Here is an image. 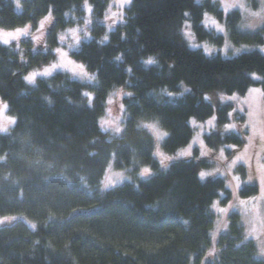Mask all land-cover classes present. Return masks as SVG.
I'll return each instance as SVG.
<instances>
[{"label":"trees","instance_id":"obj_1","mask_svg":"<svg viewBox=\"0 0 264 264\" xmlns=\"http://www.w3.org/2000/svg\"><path fill=\"white\" fill-rule=\"evenodd\" d=\"M85 1L93 9L92 38L71 55L95 75V84L56 73L28 85L24 76L52 53L26 50L28 60L20 62L13 46L0 44V99L15 118L11 131L0 135V217L23 216L33 224L0 229V264H203L213 239L211 205L229 202V190L218 175L201 179L200 170L209 164L193 158L160 169L155 139L143 126L156 124L166 132L163 152L174 154L192 138L189 121L213 114L203 95L246 93L251 73L264 78V54L253 50L225 59L188 47L185 25L197 42L222 44L202 24L205 12L223 20L211 0H131L106 42L101 20L110 0H0V29L35 28L51 13V48L58 31L83 19ZM240 21L237 11L227 15L235 38ZM242 36L264 43L259 33ZM149 58L155 62L146 63ZM119 88L130 95L122 100L123 132L112 136L100 131L99 119L109 94ZM86 92L93 95L91 103ZM223 140L243 142L235 134ZM109 166L131 172L104 191ZM142 168L151 176H136ZM256 192L246 185L241 193ZM216 249L207 264H264L237 213Z\"/></svg>","mask_w":264,"mask_h":264},{"label":"rangeland","instance_id":"obj_2","mask_svg":"<svg viewBox=\"0 0 264 264\" xmlns=\"http://www.w3.org/2000/svg\"><path fill=\"white\" fill-rule=\"evenodd\" d=\"M194 1L199 3L203 0ZM211 1L218 3L220 11L223 13V20L205 12L202 24L206 29H211L216 34L220 35L223 38L222 44L215 45L197 42L188 25H185L182 29V34L188 47L190 49H201L204 54H206L203 47L206 44L207 46L215 49L206 55H220L225 59L233 58L241 53L253 50L264 54V43L251 42L246 36H242L256 33L264 36V0H255L256 4L250 3L248 0ZM130 3L131 0L109 1V5L101 20L105 28V34L102 39L103 42H106L109 34L123 22L125 10ZM86 4L91 8V11L87 10L85 7ZM229 4L231 7H227ZM83 7L85 11L83 19L81 21H77L73 26H68L63 30L58 31L56 38L57 44L53 45L51 48L47 45V36L51 30H53L52 28L54 26V20L51 13L45 16H51V19L42 29L40 27V22L44 17L40 19L35 28L31 25L18 28H26L27 31L20 34L15 39H9L7 44L0 42V44L4 46H13L18 54L20 62H24L25 59L28 60L26 57V50H31L32 54L39 52L52 53L53 58L51 60L35 67L34 70L24 76V80L28 85H34L37 79L48 78L56 73H67L74 80H78L80 82L90 84L96 83L95 75L89 73L85 66L76 61L71 55L77 51L82 42L89 41L92 38L91 26L93 21V9L88 1L84 2ZM234 11L239 12L241 15V21L237 27L239 34L238 38H235V36L230 33L226 24L227 15ZM113 12L118 14L115 18L111 16V13ZM206 15L215 19L217 23L223 27V32L218 31L211 23H208L206 26L204 23ZM113 20L115 22H113ZM73 29L75 30V36H73L70 31ZM16 30L17 29H0V33L15 32ZM186 32L191 33V36H186ZM61 36H63V39H61ZM105 37H107V39H105ZM25 41H28L30 45L26 46L23 43ZM192 44H195L196 47H192ZM57 48L66 52L68 59L72 60L73 63L83 65L85 71L88 73V77L90 78L73 74L69 68L57 67L53 69L50 74L36 75L32 82H28L25 77L30 73L43 72L45 68H49L52 64L59 62V57L55 51ZM236 49H239V51H236ZM253 74H255L258 78L254 79ZM250 78L253 84L244 94L227 95L221 92L205 93L202 97V101L213 107L212 116L205 121L191 119L195 120L198 125H201L202 127H196L189 123V126L193 131L191 140L186 146L179 149L174 154L167 155L171 157V159L165 161L163 164L155 153L157 148H159V151L164 153L162 143L168 135H165L157 140L153 133L147 127L143 126V128H146L155 139L154 159L157 160L160 165V169L165 170L174 162L193 158L197 162L202 161L209 164V167L202 168L200 170V172L203 170L212 173L204 179L212 178L218 175L224 180L226 188L229 190V202L221 205L219 199L215 201L218 203L219 207L228 209L226 213L221 214L211 207V211L215 214V224L211 235V238L213 239L211 240V245L205 254L203 264L214 262L218 254V249H216L218 237L222 233L226 232L229 225L230 215L233 213H237L240 216V224L242 228H244L246 239L253 241L256 246L258 258L264 260V191H262V182H264V78L256 73H251ZM186 91H188V89L184 88L183 93ZM86 93L90 94L85 95L88 97L89 103H91L93 95L91 92ZM129 95L130 92L126 88L116 89L109 94L105 102L104 114L99 119V129L101 132L109 133L112 136H120L122 134L124 127L122 100L124 97ZM206 96L208 99H205ZM221 97H232V99H221ZM109 100H111V103H109ZM212 117H215V120L213 126H209L206 122ZM228 124H234L235 128L226 129L225 125ZM14 125L15 118L7 113L6 103L0 99V135L9 133ZM157 128L159 127L157 126ZM197 134H199L200 140H202L206 146L205 151H207V155H201L199 143L194 142ZM229 134H235L238 136L243 141L242 144L239 145L233 140L224 141V137ZM189 144H191V148L189 149L191 155L187 157L178 156L177 153L188 148ZM221 152L224 155L223 160L220 158ZM237 157H240L241 159L237 160ZM234 160H236V163L233 165L232 162ZM239 168H243L244 171L241 172ZM142 169H140L136 176L139 178H147L151 176L150 171L148 174L142 175ZM130 172V170L117 172L112 168V166H109L101 183V189L108 191L115 188L117 185H120L129 178ZM117 173H120L122 176L119 181L116 180ZM110 180L113 181V183H108ZM246 185L256 186L257 192L250 196L243 195L241 192ZM241 201H244V203L241 204ZM229 205H231V207H229ZM20 221H25L27 224L33 226V224L28 222L25 217L12 215L0 217V229ZM213 233H215V236H213ZM209 252H211V255H209Z\"/></svg>","mask_w":264,"mask_h":264},{"label":"snow or ice","instance_id":"obj_3","mask_svg":"<svg viewBox=\"0 0 264 264\" xmlns=\"http://www.w3.org/2000/svg\"><path fill=\"white\" fill-rule=\"evenodd\" d=\"M230 5V4H229ZM228 6V5H227ZM51 19V16H47V17H44L41 22H40V27L41 29L44 27V25ZM204 23L205 25L207 26L208 23H211L214 27H216V29L218 31H221L223 32V27H221L217 21L211 17H208L207 15L205 16V20H204ZM27 29L24 28V29H17L15 32H3V33H0V42H3L5 44L8 43L9 39H15L17 38L20 34L26 32ZM74 35L75 33V30H70ZM186 36H191V33H188L186 32L185 33ZM205 47V50H206V54H207V45L204 46ZM56 53L59 57V62L58 63H55V64H52L49 68H45L43 70V72H40V73H30L28 76L25 77V79L28 81V82H32L34 80V77L36 75H48L51 73V71L57 67H62V68H69L73 74H78V75H81L83 77H86V78H90L88 77V73L85 71L83 65H80V64H75L73 63L72 60L68 59V55L66 52L62 51L61 49L57 48L56 50ZM253 78L256 79L258 77L255 76V74H253ZM86 95H90L88 93H85ZM205 99H208V97L206 96ZM221 99H232V97H221ZM109 103H111V100H109ZM214 120H215V117H212L211 119H209L206 123L207 125L209 126H213V123H214ZM190 124H192L193 126H196V127H202L201 125H198V123L195 121V120H190L189 121ZM145 127H147L152 133L153 135L157 138V140H159L160 138H162L163 136L167 135L166 132H163L161 131L159 128H157V126L155 124H145L144 125ZM225 128L226 129H230V128H235V125L234 124H228V125H225ZM194 142H198L199 143V146H200V149H201V155H207V151H205V144L202 140H200L199 138V134H197ZM191 148V144H189L188 148L184 149L183 151H180L179 153H177L178 156L180 157H187V156H190L191 155V152H190V149ZM155 155H157L160 160H161V163L163 164L165 161L171 159V157L165 155L164 153H162L161 151H159V148H157V151L155 153ZM220 158L221 160L224 159V155L223 153L221 152L220 153ZM237 160H240L241 158L240 157H237L236 158ZM233 165L236 163V160H234L233 162ZM149 169L147 168H144L141 170V174L142 175H146L149 173ZM212 173L210 172H207V171H201L199 173V176L201 179H204L205 177L211 175ZM262 191H264V182H262ZM244 201H241V204H243ZM211 207L223 214V213H226L227 212V208H222V207H219L218 206V203L217 202H213ZM229 207H231V205H229ZM213 236H215V233H213ZM209 255H211V252H209Z\"/></svg>","mask_w":264,"mask_h":264},{"label":"clouds","instance_id":"obj_4","mask_svg":"<svg viewBox=\"0 0 264 264\" xmlns=\"http://www.w3.org/2000/svg\"><path fill=\"white\" fill-rule=\"evenodd\" d=\"M85 7L87 8V10L88 11H91V8L86 4L85 5ZM227 7H231V5H228ZM241 7H243V6H241ZM118 14L117 13H115V12H113V13H111V16L113 17V18H115L116 16H117ZM113 22H115L114 20H113ZM74 35H75V33H74ZM61 39H63V36H61ZM105 39H107V37H105ZM206 45V44H205ZM204 45V46H205ZM203 46V47H204ZM192 47H196V45L195 44H192ZM215 49L213 48V47H209V46H207V53H210V52H212V51H214ZM204 51H205V53H206V50H205V47H204ZM236 51H239V49H236ZM118 59H119V57H117ZM155 62V60L153 59V58H149V60L148 61H146V63H154ZM122 178V176H121V174L120 173H117L116 174V180L117 181H119L120 179ZM108 183H113V181H108Z\"/></svg>","mask_w":264,"mask_h":264}]
</instances>
